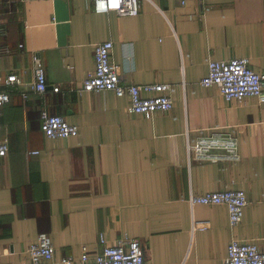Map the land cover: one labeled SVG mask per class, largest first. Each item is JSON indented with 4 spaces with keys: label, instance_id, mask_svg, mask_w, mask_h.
<instances>
[{
    "label": "crops",
    "instance_id": "crops-1",
    "mask_svg": "<svg viewBox=\"0 0 264 264\" xmlns=\"http://www.w3.org/2000/svg\"><path fill=\"white\" fill-rule=\"evenodd\" d=\"M141 4L139 15L121 17L89 0H0V89L13 73L21 79L0 106V140L9 141L0 157V264L29 262L41 233L55 247L46 264L79 259L84 246L94 257L101 234L138 239L150 264H224L233 239L264 250V103L227 101L201 84L210 60L247 57L264 73V0ZM107 40L124 83L174 85L171 110L146 117L127 96L82 90L96 44ZM34 55L43 94L32 87ZM43 110L78 124V136L48 138ZM216 130L237 137L239 161L189 156V140ZM231 188L248 197L237 226L225 206L190 202Z\"/></svg>",
    "mask_w": 264,
    "mask_h": 264
},
{
    "label": "built area",
    "instance_id": "built-area-1",
    "mask_svg": "<svg viewBox=\"0 0 264 264\" xmlns=\"http://www.w3.org/2000/svg\"><path fill=\"white\" fill-rule=\"evenodd\" d=\"M54 1V0H53ZM98 12H116L121 17L137 16L141 10V0H89ZM185 2V0H184ZM22 46V45H21ZM114 43L111 40L100 42L95 46L94 69L87 74L82 90L101 92L114 91L117 96H127L132 112L152 116L157 112H166L174 107L172 93L174 85L170 83L133 84L123 82L122 67L112 59ZM33 90L38 94L45 93L49 86L45 69L40 56L34 55ZM7 90L0 89V106L10 101L9 87L21 83L15 73L4 80ZM204 87H216L227 101H241L247 97L257 98L264 103V73L256 72L250 66L247 57H235L228 60H210L208 74L202 79ZM15 87V86H14ZM59 85L53 87L60 92ZM26 97V95H24ZM41 128L50 139H69L78 136V124L67 121L60 115H51L46 110L41 112ZM189 156L199 161H231L240 159L239 141L228 132L218 130L202 135L195 141H188ZM9 152L8 139L0 140V157ZM39 154V151H32ZM191 204H216L227 208L231 226L239 225L248 204L246 192L240 188L209 191L205 194L190 195ZM197 229L206 228L195 223ZM101 250L94 257L90 256L86 246L83 247L79 259L64 257L63 264H150L147 262L141 242L128 236L122 237L117 243H110L101 234L99 237ZM30 261L24 264H46L55 258V247L48 233H41L29 247ZM224 264H264V250L257 243L241 239H233L227 246Z\"/></svg>",
    "mask_w": 264,
    "mask_h": 264
}]
</instances>
